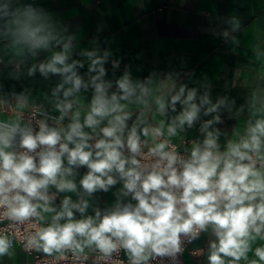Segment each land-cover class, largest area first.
<instances>
[{"label": "clouds", "instance_id": "1", "mask_svg": "<svg viewBox=\"0 0 264 264\" xmlns=\"http://www.w3.org/2000/svg\"><path fill=\"white\" fill-rule=\"evenodd\" d=\"M225 23L238 43L240 19ZM89 43L36 0H0L9 78H56L39 102L0 84V260L18 243L47 264H179L203 234L191 255L207 264H264V49L238 104L228 88L213 97L207 74L117 76L120 59Z\"/></svg>", "mask_w": 264, "mask_h": 264}, {"label": "crops", "instance_id": "2", "mask_svg": "<svg viewBox=\"0 0 264 264\" xmlns=\"http://www.w3.org/2000/svg\"><path fill=\"white\" fill-rule=\"evenodd\" d=\"M36 3L68 25L77 34L80 47H90L89 42L98 37L100 46L111 49L114 58L121 61L117 76L125 65H130L133 76L140 78L151 71H194L195 78L207 74L213 84V97L224 94L228 88L239 104L247 91L245 83L260 66L253 49L257 45L264 49V0H36ZM233 16L242 24L240 31L233 33L238 43L226 41L222 36V31L229 27L225 21ZM106 67L108 78H113L111 64ZM10 72L11 67L0 65L4 92L30 88L38 102L40 92L53 86L56 79L45 81L37 73L35 78L24 76L17 81L9 78ZM224 119L225 123L218 127L231 133L236 120L228 119L226 113ZM187 135L195 138L198 132L193 129ZM85 171L82 168L81 175ZM119 187L118 184L108 193H98L99 205H110L115 199L113 192ZM206 247L207 236L202 234L186 250L187 264H207L206 255H191L196 248ZM15 248L16 255L3 258L0 264H33V258L19 245Z\"/></svg>", "mask_w": 264, "mask_h": 264}, {"label": "built area", "instance_id": "3", "mask_svg": "<svg viewBox=\"0 0 264 264\" xmlns=\"http://www.w3.org/2000/svg\"><path fill=\"white\" fill-rule=\"evenodd\" d=\"M0 227H2V225H0ZM191 244L186 245L184 253L179 257V264H187L184 255H185L186 250L190 247ZM15 245H19L22 248V245H20L18 243H15ZM26 254L33 258V264H47V261L42 256V254L35 253V252H33L31 254L26 252ZM122 258H123V254H122ZM60 264H64V262H60ZM152 264H170V262H169L168 258L165 257V258H157V260L153 261Z\"/></svg>", "mask_w": 264, "mask_h": 264}]
</instances>
